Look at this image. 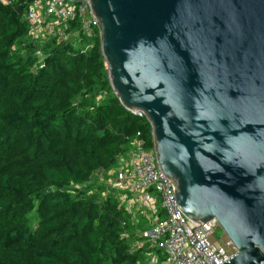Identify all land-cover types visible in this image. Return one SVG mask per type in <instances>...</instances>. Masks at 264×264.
Instances as JSON below:
<instances>
[{"label": "water", "instance_id": "95a60500", "mask_svg": "<svg viewBox=\"0 0 264 264\" xmlns=\"http://www.w3.org/2000/svg\"><path fill=\"white\" fill-rule=\"evenodd\" d=\"M90 4L111 88L150 123L179 209L217 220L237 249L221 264H264V0Z\"/></svg>", "mask_w": 264, "mask_h": 264}, {"label": "trees", "instance_id": "16d2710c", "mask_svg": "<svg viewBox=\"0 0 264 264\" xmlns=\"http://www.w3.org/2000/svg\"><path fill=\"white\" fill-rule=\"evenodd\" d=\"M30 1H0V264H145L115 195L90 183L134 139L153 146L151 125L112 90L99 35L74 18L33 39Z\"/></svg>", "mask_w": 264, "mask_h": 264}, {"label": "built area", "instance_id": "2783aa9c", "mask_svg": "<svg viewBox=\"0 0 264 264\" xmlns=\"http://www.w3.org/2000/svg\"><path fill=\"white\" fill-rule=\"evenodd\" d=\"M23 16L33 39L61 34L62 27L74 18L87 39L99 35L101 29L90 0H31ZM90 47L91 43L86 45ZM116 163L94 176L105 173L110 178V186H102L103 193L114 194L129 217L131 227L122 236L131 252L142 253L145 264H221L236 253L226 235L215 238L214 231L220 227L215 218L197 226L182 213L173 183L159 167L154 145L147 147L142 139H134ZM140 222L147 225L138 228Z\"/></svg>", "mask_w": 264, "mask_h": 264}, {"label": "rangeland", "instance_id": "374dc122", "mask_svg": "<svg viewBox=\"0 0 264 264\" xmlns=\"http://www.w3.org/2000/svg\"><path fill=\"white\" fill-rule=\"evenodd\" d=\"M117 165V163L115 164V166ZM111 184V180L110 178L107 176V174L104 173V175L102 176H94L92 179H91V183L90 185L91 186H94L95 189L97 185L99 186H105V187H109ZM74 187H77L76 185H74ZM145 225H147L146 222H140L137 224V227L138 228H142L144 227ZM225 235L224 231L222 230L221 227H217L214 231V236L216 239H221L223 236Z\"/></svg>", "mask_w": 264, "mask_h": 264}]
</instances>
